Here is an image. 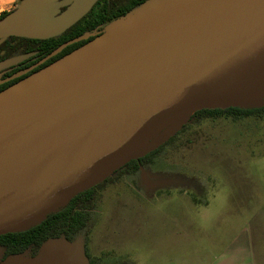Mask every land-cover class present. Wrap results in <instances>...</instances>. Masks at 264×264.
<instances>
[{
  "label": "water",
  "instance_id": "1",
  "mask_svg": "<svg viewBox=\"0 0 264 264\" xmlns=\"http://www.w3.org/2000/svg\"><path fill=\"white\" fill-rule=\"evenodd\" d=\"M94 2L76 0L47 27L13 10L0 20V39L59 34ZM150 4L0 91V234L40 222L176 120L264 97V0ZM71 244L50 240L37 256L0 264H67Z\"/></svg>",
  "mask_w": 264,
  "mask_h": 264
},
{
  "label": "rangeland",
  "instance_id": "2",
  "mask_svg": "<svg viewBox=\"0 0 264 264\" xmlns=\"http://www.w3.org/2000/svg\"><path fill=\"white\" fill-rule=\"evenodd\" d=\"M25 57L2 63L0 77ZM254 105H264V97L244 106ZM162 139L154 162L118 173ZM130 160L103 178L112 180L72 242L67 264H90L85 244L92 264H203L254 227L264 228V118L198 120L189 114Z\"/></svg>",
  "mask_w": 264,
  "mask_h": 264
},
{
  "label": "trees",
  "instance_id": "3",
  "mask_svg": "<svg viewBox=\"0 0 264 264\" xmlns=\"http://www.w3.org/2000/svg\"><path fill=\"white\" fill-rule=\"evenodd\" d=\"M154 1L156 0H95L84 15L59 34L44 38L12 35L0 39V62L18 55L26 56L17 64H13L7 68V71L1 77L5 78L29 68L63 43L88 35L85 39H79L62 47L52 57L31 70L28 74L0 84V91L64 57L103 33L105 27L108 25ZM12 12H3L0 14V20L5 19ZM192 116L198 120L202 117L217 118L220 116L231 117L236 120L249 116L264 118V105L205 108L194 112ZM174 138L175 136L170 137L168 142ZM163 147L164 144H161L143 156L130 160L118 170V173L130 174L137 172L141 167L154 162L155 157ZM111 180L112 177L105 178L79 192L68 202L47 214L38 223L19 231L0 234V260L18 254L37 256L44 244L50 240L64 239L68 242L76 241L82 232L86 230L93 211L98 207L100 190L105 186L106 182ZM85 252L89 263L92 264L94 260L90 256L86 244Z\"/></svg>",
  "mask_w": 264,
  "mask_h": 264
},
{
  "label": "crops",
  "instance_id": "4",
  "mask_svg": "<svg viewBox=\"0 0 264 264\" xmlns=\"http://www.w3.org/2000/svg\"><path fill=\"white\" fill-rule=\"evenodd\" d=\"M75 3L76 0H0V14L17 10L33 25L47 27L72 11ZM250 233L203 264H264V228L254 227Z\"/></svg>",
  "mask_w": 264,
  "mask_h": 264
},
{
  "label": "flooded vegetation",
  "instance_id": "5",
  "mask_svg": "<svg viewBox=\"0 0 264 264\" xmlns=\"http://www.w3.org/2000/svg\"><path fill=\"white\" fill-rule=\"evenodd\" d=\"M44 63V62H43ZM35 64V63H34ZM41 65V64H40ZM32 66V65H31ZM39 66V65H38ZM36 68V67H35ZM34 68V69H35ZM28 69V68H27ZM26 69H24V70H21V71H19V72H17V73H15V74H18V73H21V72H23V71H25ZM29 72H31V70L30 71H28L27 73H24V74H22V75H20V76H18V77H16V78H19V77H22L23 75H26V74H28ZM2 75H3V73H2ZM12 75H14V74H12ZM2 77V76H1ZM0 77V79H3V78H1ZM6 78V77H5ZM15 79V78H14ZM153 150V149H152ZM151 151V150H150ZM2 260V259H1Z\"/></svg>",
  "mask_w": 264,
  "mask_h": 264
}]
</instances>
